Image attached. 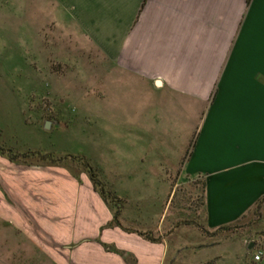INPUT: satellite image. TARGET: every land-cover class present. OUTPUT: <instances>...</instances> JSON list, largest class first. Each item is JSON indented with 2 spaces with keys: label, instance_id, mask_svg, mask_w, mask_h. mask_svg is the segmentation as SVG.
<instances>
[{
  "label": "crops",
  "instance_id": "0c3cea01",
  "mask_svg": "<svg viewBox=\"0 0 264 264\" xmlns=\"http://www.w3.org/2000/svg\"><path fill=\"white\" fill-rule=\"evenodd\" d=\"M10 1L56 6L61 18L72 22L75 48L87 56L77 70L90 88L89 113L95 120L114 104L127 103V116L155 126L160 146L170 145L174 137L167 136L176 127L190 131L196 125L185 173L203 181L205 228L239 221L264 197V0ZM164 127L166 134L160 132ZM151 178L127 175L135 182L126 190V178L105 177L125 200L124 223L128 195L141 215L165 214L171 200L167 182L160 171ZM49 214L43 224L49 240L39 243L30 239L17 208H0V217L24 229L19 237L25 249L0 239L8 253L0 254V264H128L98 239L133 253L138 264L165 262L164 241L152 242L119 226L102 229L113 213L91 180L75 178V210L69 206ZM63 224H73L72 236L55 234ZM11 230L3 237L15 239ZM251 262L264 264V257Z\"/></svg>",
  "mask_w": 264,
  "mask_h": 264
},
{
  "label": "rangeland",
  "instance_id": "374dc122",
  "mask_svg": "<svg viewBox=\"0 0 264 264\" xmlns=\"http://www.w3.org/2000/svg\"><path fill=\"white\" fill-rule=\"evenodd\" d=\"M61 17V8L56 6H21L0 0V143L20 152L87 156L104 180L106 176L126 178V190L136 180H128L127 175L151 178L160 171L171 195L165 214L141 215L132 195H128L125 223L138 230L150 228L161 237L167 244L164 264H228L238 257L237 264H253L255 251L264 248V200L232 228L206 229L203 181L185 173L196 125L190 131L183 125L176 127L167 136L174 137L170 145L160 146L155 126L127 116V103L114 104L96 120L90 116V88L77 70L87 56L80 47L75 48L72 22ZM131 93L136 100V94ZM47 120L52 121L48 129ZM160 132L166 134L168 128ZM81 178L82 182L90 180L84 172ZM69 206L75 210V178L67 168L17 164L0 155V208L19 210L23 223L30 228L31 240H49L43 224L50 210ZM62 217L66 218V213ZM8 229L15 232V239L3 237ZM23 231L0 217V239L14 242L25 252L19 237ZM74 232L73 224L55 227L58 236H72ZM0 254L8 253L0 248Z\"/></svg>",
  "mask_w": 264,
  "mask_h": 264
},
{
  "label": "trees",
  "instance_id": "16d2710c",
  "mask_svg": "<svg viewBox=\"0 0 264 264\" xmlns=\"http://www.w3.org/2000/svg\"><path fill=\"white\" fill-rule=\"evenodd\" d=\"M0 155L7 157L10 161L15 162L17 164L40 165V166H63L67 168L79 182H82L81 173L83 172L86 173L89 176L90 180L92 181L95 190L100 194L102 199L105 201V203L107 204V206L110 208V210L113 213V219L109 221L106 225H104L102 229L106 227L119 226L127 232L138 233L140 236H142L143 238L149 241H152V242L162 241L161 237H157L154 234V232L151 230H138V229H134L129 226H126L123 223L122 211L125 207V200L120 198L116 194V192L108 186V184L105 182L104 178L102 177L100 170L97 168V165H95L91 161V159H89L87 156L72 155V154L57 155L53 152H46V151H41V150H31V151H26V152H20V151L14 150L13 148L5 146L4 144H1V143H0ZM263 200H264V197L259 199L255 203V205L251 208L250 211H252L256 206H258ZM245 216H243V218ZM239 221L235 223L223 225L219 227L218 229L211 230V231L230 229L234 225H236V223H238ZM98 241L107 250L116 252L120 254L121 256H123L125 261L128 264H138L137 258L133 253L128 252L123 249H119L114 244L102 242L100 239H98Z\"/></svg>",
  "mask_w": 264,
  "mask_h": 264
},
{
  "label": "built area",
  "instance_id": "2783aa9c",
  "mask_svg": "<svg viewBox=\"0 0 264 264\" xmlns=\"http://www.w3.org/2000/svg\"><path fill=\"white\" fill-rule=\"evenodd\" d=\"M264 257V248H259L257 251H255L254 259L255 261H261Z\"/></svg>",
  "mask_w": 264,
  "mask_h": 264
},
{
  "label": "water",
  "instance_id": "95a60500",
  "mask_svg": "<svg viewBox=\"0 0 264 264\" xmlns=\"http://www.w3.org/2000/svg\"><path fill=\"white\" fill-rule=\"evenodd\" d=\"M54 123H57V121L54 122ZM51 124H52V121L47 120L46 123H45V128L48 129L49 127H51Z\"/></svg>",
  "mask_w": 264,
  "mask_h": 264
}]
</instances>
